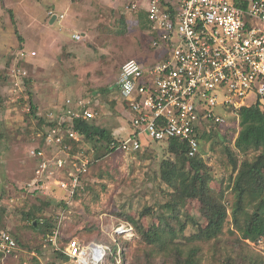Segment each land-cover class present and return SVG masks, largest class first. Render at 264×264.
<instances>
[{
	"label": "rangeland",
	"instance_id": "obj_1",
	"mask_svg": "<svg viewBox=\"0 0 264 264\" xmlns=\"http://www.w3.org/2000/svg\"><path fill=\"white\" fill-rule=\"evenodd\" d=\"M107 1L0 0V93L11 101L0 112V205L5 207L0 229L11 231L19 241L18 251L0 254V264H55V252L44 241V232L38 226L36 230L29 226V210L38 217L37 223L40 218L47 220L58 214L55 230L57 221L64 216L59 226L63 237L75 234L85 242H105L112 227L124 220L122 213L135 216L145 225L156 222L154 209L149 208L151 212L146 215L141 212L146 206H159L166 199L163 189L171 190L161 182L162 161L174 158L164 144L153 143L135 153L117 150L96 161L94 155L89 156L92 163L85 175L94 189L78 197L55 186L58 171L53 174L54 182L48 179L51 174L41 168L42 160L31 153L40 146L43 132L38 118L30 114L29 90L38 117L46 118L54 110L61 113L69 96L91 97L98 113L94 123L109 127L121 138L132 131L130 113L125 108L127 101L117 86L121 66L132 58L143 63L156 62L158 53L150 47L148 28L143 29L138 19L127 14L131 12L128 6L136 0L117 1L118 10L114 11L107 10ZM74 33H82L83 39H73ZM22 50L35 51L36 55L21 58ZM25 79H30L26 86ZM22 97L24 102L17 103ZM217 112L227 119L226 124L216 126L221 138L227 136L233 143L239 122L223 108L218 107ZM226 143H215V150H211V141L203 142L202 147L203 157L211 155L208 165L215 170L217 180L213 185L218 190L225 187V201L230 207L235 197L232 188H228L231 169L222 153ZM83 145L90 146L84 142ZM43 180L44 187L37 188ZM61 198L66 200V206L58 205ZM40 206L44 208L36 210ZM190 210L200 211L201 221L205 220L201 206L193 204ZM231 219L230 216L222 236V256L246 253L264 259V242L257 245L245 240L234 244L240 234ZM129 241L128 257L133 262L146 247L138 239ZM111 248L115 251V243L111 242ZM211 248L203 245V255L210 260ZM32 252L38 263L30 258ZM161 258H157L158 263H163Z\"/></svg>",
	"mask_w": 264,
	"mask_h": 264
},
{
	"label": "built area",
	"instance_id": "obj_2",
	"mask_svg": "<svg viewBox=\"0 0 264 264\" xmlns=\"http://www.w3.org/2000/svg\"><path fill=\"white\" fill-rule=\"evenodd\" d=\"M245 1H249L246 7L239 5ZM128 8L147 14L150 46L158 60L143 63L132 58L121 66L117 86L127 101L132 131L121 139L118 150L135 153L153 143L177 140L187 146L188 157H196L202 133L227 122L218 107L239 122L242 107L256 101L264 106V0H136ZM73 38L82 40L83 35L74 33ZM32 55L36 52L19 53L21 58ZM92 103L91 97L69 96L61 113H49L57 125L48 130L43 147L31 151L52 181L56 171L72 168L69 178L58 175L54 183L71 195L82 184L90 159L80 153L69 158L66 139L84 138L69 124L97 116ZM44 181L37 188H43ZM63 218L44 239L54 252L69 258L55 264H108L111 259L121 264L124 243L136 234L133 224L123 220L112 227L108 241L85 242L74 236L60 242ZM18 249L17 239L1 231L0 254L11 255Z\"/></svg>",
	"mask_w": 264,
	"mask_h": 264
},
{
	"label": "trees",
	"instance_id": "obj_3",
	"mask_svg": "<svg viewBox=\"0 0 264 264\" xmlns=\"http://www.w3.org/2000/svg\"><path fill=\"white\" fill-rule=\"evenodd\" d=\"M248 4L249 1H245L243 4L239 3L243 7ZM138 17L139 25L143 29L149 28L147 15L143 11L139 12ZM29 81L30 79H25L24 85L26 86ZM28 94L30 114L38 118L40 130L43 132L40 148L45 144L48 130L57 125V120L54 116L38 117L32 91L29 90ZM24 100L22 97L16 102L21 104ZM7 102L11 103L10 97L0 93V112H3L4 108L6 109ZM92 104L93 108L95 100ZM239 116L240 129L237 131L238 134L233 143L227 139V136H224V139L221 138L223 135L217 129L218 125H214L211 132L202 133V144L211 141V150H215V143L227 142L222 146V153L226 156V165L231 169V181L228 188H232L234 202L229 204V207L225 201V187L218 190L213 185L216 180L215 170L208 165L211 155L207 158L203 157V147L196 157H188L186 155L187 146L177 140H171L167 147L174 158L166 157L160 167L161 182L171 190L163 189L166 199L159 206H146L141 212L142 215H146L151 212L149 208L154 209L156 222L145 225L135 220V216L122 213L125 217L123 219L132 223L135 228L134 239H138L146 248L132 262L128 257L130 241H126L121 264H264L263 258L248 256L246 253H241L238 257L227 253L222 256V236L230 216L233 225L240 234L235 239V245L244 243L245 240L257 245L264 242V106L261 102L256 101L249 106L242 107ZM96 117L91 120L75 119L72 125L69 124L70 127L84 135L83 140L80 141L72 138L66 139L69 148L65 151H68L69 158L80 153L87 154L88 157L94 155L96 161L118 150L117 147L122 138L109 127L94 123L93 120ZM83 142L89 143L90 146L85 147ZM91 163L90 160L89 166ZM71 170L72 168L65 167L60 175L69 178ZM86 177V175L83 176L82 184L75 189L73 196L78 197L86 190L94 189L90 185V179ZM57 203L59 206H66V200L63 198ZM193 204L196 207H202L205 215L204 221H201L200 211L190 210ZM43 208L40 206L36 210ZM0 211L1 222V213L5 211V207L0 205ZM26 216L30 220L31 228L36 230L38 226L44 232V239L46 236L52 235L55 226H57L58 214L57 216L52 215L47 220L40 218L37 226L33 224V220L38 219L34 211L29 210ZM1 231L4 229H0ZM8 232L12 234L11 231ZM231 232L235 233V230L231 229ZM74 236L75 234L68 237L60 236L59 240L66 242ZM15 238L18 241V237ZM202 244L212 246L211 260L203 255ZM55 256L57 260L67 261L69 259L62 252H55ZM159 256L163 257L161 258L163 263H158ZM30 258L38 263L36 254ZM51 264H54V261ZM108 264L116 263L111 259Z\"/></svg>",
	"mask_w": 264,
	"mask_h": 264
},
{
	"label": "crops",
	"instance_id": "obj_4",
	"mask_svg": "<svg viewBox=\"0 0 264 264\" xmlns=\"http://www.w3.org/2000/svg\"><path fill=\"white\" fill-rule=\"evenodd\" d=\"M117 1H120V0H116V2H115V0H109V1H107L106 2V5H108V8H107V10H110V9H112V11H114V10H118V6H116L117 4H119V3H117ZM110 2H112V4L113 5H110ZM115 3H117L116 5H115ZM105 4V3H104ZM142 5L144 6L145 5V2H142ZM139 12H141V11H131V12H129V13H127V14H129V17H131V18H133V19H138L139 20V17H138V14H139ZM144 12V11H143ZM145 13V12H144ZM134 14H135V17H134ZM146 14V13H145ZM147 15V14H146ZM130 18V19H131ZM76 30H78V29H75V31ZM81 31V30H80ZM82 34V33H81ZM83 35V34H82ZM73 36V35H72ZM74 39V38H73ZM76 40V39H75ZM126 108V107H125ZM35 253V252H34Z\"/></svg>",
	"mask_w": 264,
	"mask_h": 264
},
{
	"label": "water",
	"instance_id": "obj_5",
	"mask_svg": "<svg viewBox=\"0 0 264 264\" xmlns=\"http://www.w3.org/2000/svg\"><path fill=\"white\" fill-rule=\"evenodd\" d=\"M33 224L37 226V219L34 220Z\"/></svg>",
	"mask_w": 264,
	"mask_h": 264
}]
</instances>
